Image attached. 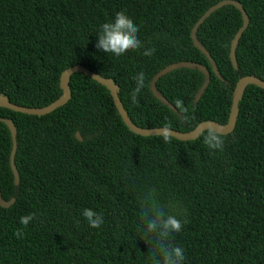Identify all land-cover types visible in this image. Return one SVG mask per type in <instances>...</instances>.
I'll use <instances>...</instances> for the list:
<instances>
[{"label":"trees","instance_id":"trees-1","mask_svg":"<svg viewBox=\"0 0 264 264\" xmlns=\"http://www.w3.org/2000/svg\"><path fill=\"white\" fill-rule=\"evenodd\" d=\"M224 0H0V95L25 108H43L61 96L59 78L81 66L118 89L128 118L138 128L187 133L202 122L225 125L237 81L264 82V0H231L249 23L229 60L242 24L231 6L198 28V43L219 78L193 45L191 30ZM125 12L139 28L142 47L115 57L97 49L101 25ZM154 48L152 56L145 49ZM188 62L207 69L210 81L198 102L203 75L174 70L155 87L175 109L151 94V79L165 67ZM145 88L133 104L134 76ZM67 104L37 117L0 108V264H155L162 260L156 233H147L144 210H183L180 233L168 242L184 249L183 264H264V91L248 86L223 150L196 140L140 137L124 126L109 92L82 74L69 81ZM183 101L188 119L177 109ZM16 128L14 184L9 166ZM82 138L78 141L75 133ZM84 209L103 216L91 228ZM35 214L27 227L20 218ZM20 229L23 237L15 232Z\"/></svg>","mask_w":264,"mask_h":264},{"label":"water","instance_id":"water-1","mask_svg":"<svg viewBox=\"0 0 264 264\" xmlns=\"http://www.w3.org/2000/svg\"><path fill=\"white\" fill-rule=\"evenodd\" d=\"M231 6L234 7L240 14L241 19H242V24L240 28L237 30L235 33L231 43H230V49H229V60L231 64L233 65L234 68H236V61H235V50L238 45V42L242 36V34L245 32V30L248 27L249 19L241 7L240 4H238L235 1L231 0H224L220 1L219 3L215 4L214 6L210 7L199 19L198 21L194 24L192 30H191V40L193 45L206 57L208 60V63L211 67L212 72L216 77L219 78L217 68L215 66V63L213 59L210 57V55L205 51V49L198 43L197 38H196V32L200 25L208 19L214 12L217 10ZM178 69H190V70H196L200 72L203 75V82L202 85L200 86L199 90L195 94L194 97V102H198L200 97L203 95L205 89L207 88L209 81H210V75L207 69L201 65L194 64V63H188V62H180L176 64L169 65L159 71L150 81L149 84V89L152 94V96L159 101L162 105L166 106L169 108L172 112H175L174 107L166 101L160 93L157 91L155 84L156 82L162 78L163 76L167 75L168 73L178 70ZM82 74L85 77L93 80L97 84L103 86L110 94V97L112 99L113 105L118 113V115L121 118L122 123L124 126L130 131L131 133L140 136V137H159L160 132L158 131L161 128L157 129H141L136 127L131 120L128 118L127 113L123 109L120 100L118 98V89L117 86L109 79H104L100 77L99 75L94 74L90 70L83 68L81 66H73L71 68H68L62 72L59 78V88L61 90V96L51 103L50 105L43 107V108H25V107H19L13 103H11L6 97L0 95V108L6 109L9 111H12L14 113H19V114H24V115H29V116H37V117H42L45 115H48L55 111L58 108H61L67 104V102L70 99L71 93L69 90V81L72 75L74 74ZM248 86H255L261 90L264 91V82L254 76H245L240 78L237 83L235 84L234 90L232 92V100H231V106H230V112L228 116L227 123L225 125H220L218 123L214 122H202L197 127H195L192 131L187 132V133H180L174 130H171V138L175 139L177 141L181 142H188V141H194L196 140L204 131H207L209 127L214 128L217 130L221 135H228L232 133L234 130L235 124H236V119L238 116V106L239 102L241 101L244 91ZM7 127L11 139H12V150L9 156V166L13 175V181L15 185H18L19 183V177L18 173L16 170V167L14 165V156H15V151H16V128L13 124V122L9 119H3L1 120ZM75 137L78 141H81L82 138L80 137L79 133H75ZM14 200L11 199L10 201H4L2 200L0 196V207L2 208H9L13 204Z\"/></svg>","mask_w":264,"mask_h":264},{"label":"clouds","instance_id":"clouds-1","mask_svg":"<svg viewBox=\"0 0 264 264\" xmlns=\"http://www.w3.org/2000/svg\"><path fill=\"white\" fill-rule=\"evenodd\" d=\"M139 28L134 24L125 12H117L114 21H110L101 25L98 35L96 48L102 49L105 53L120 57L132 50H138L142 47L141 41L138 39ZM155 52L154 48L145 49L144 56H152ZM135 88L131 93L133 104H138V95L145 88V75L140 72L133 77ZM177 109L180 113L185 114L184 119H188L187 109L183 106V101L177 99L175 101ZM163 137L165 143L170 142L171 131L165 126L158 130ZM203 143L212 150H223L224 139L217 130L209 127L203 134ZM83 217L87 220L89 227L99 228L103 224L102 214L91 209H84ZM183 215V210L178 206L173 207L171 214L165 213L157 204H153L150 208L144 210V216L147 224V233H156L159 241V250L162 260H157L155 264H183L185 260L184 249L180 246H171L168 243L173 234H178L183 228V223L179 218ZM35 219V214H29L20 218V224L27 227L29 223ZM18 239L23 237V231L18 229L15 232Z\"/></svg>","mask_w":264,"mask_h":264}]
</instances>
